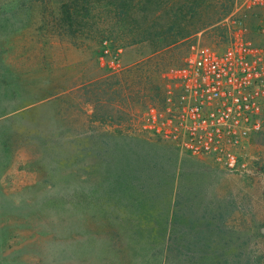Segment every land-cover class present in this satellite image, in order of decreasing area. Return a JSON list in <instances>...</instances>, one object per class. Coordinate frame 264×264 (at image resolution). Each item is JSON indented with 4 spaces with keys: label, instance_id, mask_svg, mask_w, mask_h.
Instances as JSON below:
<instances>
[{
    "label": "rangeland",
    "instance_id": "1",
    "mask_svg": "<svg viewBox=\"0 0 264 264\" xmlns=\"http://www.w3.org/2000/svg\"><path fill=\"white\" fill-rule=\"evenodd\" d=\"M71 1L0 0V264H264V129L231 170L147 123L192 44L264 48V5L201 10L145 74L146 44Z\"/></svg>",
    "mask_w": 264,
    "mask_h": 264
},
{
    "label": "built area",
    "instance_id": "2",
    "mask_svg": "<svg viewBox=\"0 0 264 264\" xmlns=\"http://www.w3.org/2000/svg\"><path fill=\"white\" fill-rule=\"evenodd\" d=\"M236 1L248 9L264 5ZM170 78L168 95L176 103L166 114L150 107L148 126L189 153L245 170L235 149L264 129V48L243 40L224 49L196 42Z\"/></svg>",
    "mask_w": 264,
    "mask_h": 264
},
{
    "label": "trees",
    "instance_id": "3",
    "mask_svg": "<svg viewBox=\"0 0 264 264\" xmlns=\"http://www.w3.org/2000/svg\"><path fill=\"white\" fill-rule=\"evenodd\" d=\"M63 6L64 12L69 14L67 8L70 6ZM71 6L77 18L89 16L90 9L97 13L96 9L104 7L110 19L108 25L120 29L121 33L120 36H113L111 28L109 36L112 37L104 41L112 46L117 47V43L121 42L122 47L146 44L149 47L148 56L135 63L145 74L163 70L168 61H164L160 55L172 50L206 25L207 21L199 24L194 22L201 15V10L212 6H218L220 14L231 10L229 0H72Z\"/></svg>",
    "mask_w": 264,
    "mask_h": 264
}]
</instances>
